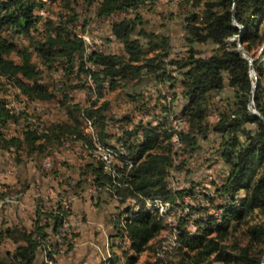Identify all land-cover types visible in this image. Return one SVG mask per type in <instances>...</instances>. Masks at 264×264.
I'll return each instance as SVG.
<instances>
[{
  "label": "trees",
  "instance_id": "trees-1",
  "mask_svg": "<svg viewBox=\"0 0 264 264\" xmlns=\"http://www.w3.org/2000/svg\"><path fill=\"white\" fill-rule=\"evenodd\" d=\"M74 1L67 0V6L72 8ZM85 1L91 3L93 0ZM146 1L99 0L97 13L99 17L107 18L116 12L136 9ZM183 3L190 5L184 17L183 38L187 51L181 57L170 59V36L145 28L141 25L140 15L111 23L113 36L124 47L120 53H87L86 42L73 28L75 15H60L57 20L49 18L46 32L40 39L32 38L29 46L19 47L5 32L11 30L17 35L31 37V33L39 30L41 18L36 10L43 7L45 1L0 0V93L3 87L1 78H5L15 83L29 101H52L57 95L43 82V67H63L71 75L79 65V74L89 73L93 78L98 97L88 107H83L70 104L71 97L64 91L60 103L68 108L69 119L51 123L47 133L39 132L37 128L24 131L22 137L8 138L1 127L10 119L18 120V117L0 95V148L15 147L18 150L26 147L30 153L36 148L37 152H44L48 144L59 146L67 137L92 146V140L83 128V114L93 121L99 140L115 147L108 141L111 135L106 112L111 103L102 100L107 90L119 86L136 87L152 80L163 83L179 80L188 125L173 136L177 141L180 138L186 150H193L197 147L198 136L206 138L210 131L218 133L221 136L218 152L228 172L222 183L216 184L215 191L223 198L214 204L216 210H221L219 214L200 206H190L180 225H172V233L177 229L173 241L174 255H180L178 264H260L264 255V121L251 111L249 101L253 95L255 109L264 116V0H183ZM234 14L245 29L243 34L234 22ZM239 35H242V46L253 59L258 75L254 90L250 62L237 48ZM204 44L214 47L205 53L199 48ZM13 54L18 60L12 57ZM35 56L40 64L35 61ZM88 61L96 65V70L87 69ZM227 85L233 95L224 98L226 107L211 123L207 118L209 102L214 96H222ZM141 93L135 91L129 97L135 100ZM165 109L163 117L168 118L171 108ZM163 124L139 122L135 129L125 132V143L121 145L124 152L121 153L116 151L117 147L99 144L111 149L115 155L117 163L112 174L106 171L109 167L105 161L109 160L107 157L94 160L86 167L98 191L107 190L120 205H126L115 219L118 228L123 222L124 228L120 231L125 230L134 251L132 255L125 253L126 264H135L149 242L168 227L163 221L165 206L172 204L175 212L178 198L185 193H194L190 190L174 191L169 186L168 174L173 164L170 145L162 146L158 142L161 134L170 138L171 132L162 131ZM97 144L94 151L98 150ZM122 161L133 162V166L123 170ZM205 196L213 200V197ZM256 210L263 215L256 223L250 224L248 217ZM67 215L68 211L59 205L44 213L37 210L33 230L24 225L5 227L1 236L11 239L17 246L4 258L0 257V264H49L39 260V254L44 250L47 256L53 257L51 238L62 229ZM191 220L194 230L187 225ZM242 224H247L244 232L240 230ZM119 261L120 256L115 253L99 264H118ZM163 261V257H159L146 264H161Z\"/></svg>",
  "mask_w": 264,
  "mask_h": 264
},
{
  "label": "rangeland",
  "instance_id": "rangeland-1",
  "mask_svg": "<svg viewBox=\"0 0 264 264\" xmlns=\"http://www.w3.org/2000/svg\"><path fill=\"white\" fill-rule=\"evenodd\" d=\"M44 1V6L36 10V14L41 18L38 24L39 30L31 33V37L27 34L17 35L11 30L5 32L19 47L29 46L32 38V40L40 39L46 32V21L49 18L57 20L60 15L65 17L75 15L73 28L86 42L87 53L92 51L120 53L124 47L113 36L111 23L118 19L140 15L141 25L145 28L170 36L172 46L170 59L181 57L187 51L183 38L184 17L190 5L183 3V0H147L136 9L130 8L125 12H116L107 18L98 16L99 0H93L91 3L75 0L72 8L67 6V0ZM213 47L212 44L199 46L205 53ZM259 51L258 49L257 54L260 53ZM12 57L18 60L15 54ZM35 61L40 64L36 56ZM86 67L93 70L97 68L89 61ZM167 68L171 69L169 66ZM43 69V82L49 85L57 95L52 101H29L15 83L1 78L3 87L0 95L6 99L11 112L18 117V120L10 119L1 127L6 137H22L24 131L37 128L39 132L47 133L51 123L69 119L68 108L61 106L60 103L64 91L71 97L70 104L76 103L83 107H88L98 98L93 78L89 73L79 74V65L75 66V71L71 75L59 66L54 69L46 67ZM82 84L84 85L82 87H72ZM172 84H174L173 87ZM182 90L179 80L175 83L152 80L136 87L119 86L114 90H107L105 97L102 98L111 103L106 112L111 135L108 141L117 147L116 151L124 152L121 147L125 143L123 141L125 132L135 129L139 122L143 121L144 124L147 121H152L154 124L163 122L162 131L171 132L170 138L165 133L161 134L160 142H158L162 146L170 145L173 164L168 174L169 186L174 191L194 192L193 194L185 193L183 197L178 198L176 213L173 212L171 203V206H165L163 221L168 227L149 242L147 249L138 255L135 264H146L147 261H156L159 257L164 259L161 264H178L180 255H174L173 250L174 234L177 229L174 230L175 233H172L171 223L175 227L180 225L181 218L186 216L188 209L190 211V206H200L208 212L217 214L221 211L214 207L215 202L223 200L215 191L216 184L222 183L228 172V167L218 152L221 136L214 131H210L206 138L198 136L197 147L193 150H186L180 138L177 141L173 135L179 134L188 125V115L184 113L185 104L181 96ZM135 91L142 93L133 100L129 95ZM232 95L233 90L227 85L222 96L211 98L207 112L209 122L214 123L218 119L220 112L227 104L224 98ZM165 107L171 108L168 118L163 117L167 111ZM83 120L84 131L90 136L92 146L74 137H67L59 146L56 143L48 144L44 152H37V148L32 153L26 147L18 150L15 147L0 148L1 258H4L7 252L14 251L17 246L11 239L1 236V231L5 227L24 225L33 230L37 210L44 213V211L56 209L59 205L68 211L66 221L64 220L65 224L58 234L52 235L53 257L47 256L46 252L41 250L39 260L49 264H99L116 253L120 256L118 264H126L125 253L134 254L125 230L120 231L124 228L123 222L119 228L115 226V219L122 214L126 205H120L107 190L98 191V188L93 186L92 177L86 168L87 164L94 160L106 159L104 151H94L96 143L107 147L112 146L99 140L90 118L83 114ZM93 146L94 148H90ZM101 148L105 151L109 150ZM115 160H105L109 164L106 171L110 174L117 163ZM205 194L213 197V202ZM76 203L87 204L90 207V215L73 209ZM261 214L263 215L259 210L251 213L248 217L249 223H256L262 217ZM196 216L198 215L195 212L194 217ZM192 220L187 225L189 229L194 230L195 225ZM246 228L247 224H242L241 232H244ZM120 233L125 234L122 237ZM213 264L219 263L213 262Z\"/></svg>",
  "mask_w": 264,
  "mask_h": 264
},
{
  "label": "water",
  "instance_id": "water-1",
  "mask_svg": "<svg viewBox=\"0 0 264 264\" xmlns=\"http://www.w3.org/2000/svg\"><path fill=\"white\" fill-rule=\"evenodd\" d=\"M233 17H234V22H235V24L238 26V27H240V29H241V34H243L244 33V27L242 26V25H240L238 22H237V20H236V18H235V14L233 15ZM237 48H238V50H239V52L241 53V55L244 57V58H246L249 62H250V71H251V76L255 79V82H254V84H253V90L257 87V85H258V75H257V73H256V71H255V69H254V67H253V59L251 58V56L245 51V49L243 48V46H242V35H239L238 37H237ZM253 92V91H252ZM249 108L251 109V111L254 113V114H256L257 116H259L263 121H264V116L261 114V113H259L256 109H255V107H254V96L252 95L251 97H250V101H249ZM260 264H264V255H263V257H262V260H261V262H260Z\"/></svg>",
  "mask_w": 264,
  "mask_h": 264
},
{
  "label": "crops",
  "instance_id": "crops-1",
  "mask_svg": "<svg viewBox=\"0 0 264 264\" xmlns=\"http://www.w3.org/2000/svg\"><path fill=\"white\" fill-rule=\"evenodd\" d=\"M76 209V210H80L82 212H85L86 214L90 215L89 212H90V207L86 204H80V203H76L75 205H73V209Z\"/></svg>",
  "mask_w": 264,
  "mask_h": 264
},
{
  "label": "built area",
  "instance_id": "built-area-1",
  "mask_svg": "<svg viewBox=\"0 0 264 264\" xmlns=\"http://www.w3.org/2000/svg\"><path fill=\"white\" fill-rule=\"evenodd\" d=\"M121 148H123V147H121ZM124 149V148H123ZM106 153H111V150H106ZM122 169L124 170V169H126V168H131L132 166H133V162H123L122 161ZM145 204V203H144ZM174 213H176V212H174ZM171 228H172V223H171ZM65 229H63V231H64Z\"/></svg>",
  "mask_w": 264,
  "mask_h": 264
},
{
  "label": "bare ground",
  "instance_id": "bare-ground-1",
  "mask_svg": "<svg viewBox=\"0 0 264 264\" xmlns=\"http://www.w3.org/2000/svg\"><path fill=\"white\" fill-rule=\"evenodd\" d=\"M97 149H98V151H104L105 154H106V157H107L108 159H114L115 155H114L113 153H106V151L103 150V149L99 146V144H97ZM109 150H110V149H109ZM173 212H174V211H173Z\"/></svg>",
  "mask_w": 264,
  "mask_h": 264
}]
</instances>
